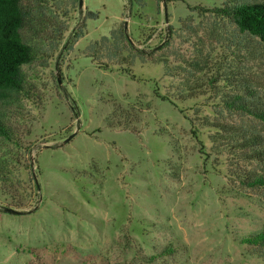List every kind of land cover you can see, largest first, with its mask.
<instances>
[{
	"label": "rangeland",
	"instance_id": "obj_1",
	"mask_svg": "<svg viewBox=\"0 0 264 264\" xmlns=\"http://www.w3.org/2000/svg\"><path fill=\"white\" fill-rule=\"evenodd\" d=\"M83 1L31 0L22 33L37 56L23 71L35 95L9 107L20 146L0 140L15 186L0 189V264H36L29 249L45 264H264L241 243L263 228L264 197L227 178L238 156L203 124L226 113L208 96L177 108L162 101L155 88L173 95L180 81L149 59L168 43L171 67L191 69L217 55L233 61L238 49L264 93V47L213 12L233 0H147L142 10ZM103 37L147 51L125 52L134 76L97 65L100 49L88 55Z\"/></svg>",
	"mask_w": 264,
	"mask_h": 264
},
{
	"label": "trees",
	"instance_id": "obj_2",
	"mask_svg": "<svg viewBox=\"0 0 264 264\" xmlns=\"http://www.w3.org/2000/svg\"><path fill=\"white\" fill-rule=\"evenodd\" d=\"M30 4L31 0H0V140L16 146H20V134L7 122L9 107L22 98H33L32 96L35 95L34 86L23 71V67L31 64L37 56L35 47L25 40L22 33L32 19L34 7H30ZM146 6L147 0H126L125 8L132 10L136 7L142 10ZM213 12L232 21L240 33L246 34L250 40L253 38L258 40L264 47V2L233 0L222 8L214 9ZM83 36L78 34L77 38ZM126 43L128 49L121 50L113 43L111 37H103L101 41L91 45L87 52L88 55L93 56L95 50L100 49L103 60L96 61L97 65L105 70H109L108 66L110 68L117 66L123 74L131 77L134 76L131 71L133 60L130 56L124 55L125 52L130 49L146 54L147 51L134 48V44L129 39ZM110 46L114 49L109 50ZM166 47L168 43L157 51L152 49L154 54L158 52L157 57L149 56V59L152 62L156 61L154 63L163 64L164 77L180 81L178 91L173 95H161L157 86L155 95L176 108L179 107V102L197 100L205 96L212 97L215 106L221 109L220 114L226 113V117H217L214 120L206 118L204 127L214 130L215 133L211 138L217 148L227 145L232 149L233 155L238 156L237 164H233L230 168L227 178L247 188L259 190L264 197V93L257 81L241 70L240 65L244 64L241 59L245 58L244 55H240L237 49L231 55L233 61L229 60V56L226 58L217 55L213 60L199 62L196 67L186 69L180 65L171 67L169 59L161 53ZM250 55L251 53L247 51L246 57ZM113 56L116 58L111 59ZM94 57L97 59V56ZM108 58L113 62L108 63ZM194 71L203 74L197 81L192 80ZM181 112L183 113L182 110ZM234 116H247L258 124L234 122L232 120ZM194 133L196 131L193 130ZM241 161L256 164V167L253 169L237 167ZM0 189H5L7 193L15 191L10 160L1 156ZM241 243L258 250L260 258L264 259V226L261 230L242 238ZM23 252L26 253L25 250ZM27 252L29 255L34 252L33 257L36 259L32 258V261L36 264H45L38 250L29 249ZM165 252L167 256L174 255V249L171 247L166 248L163 253ZM153 259L155 257L144 258L148 262ZM89 263L92 264V261Z\"/></svg>",
	"mask_w": 264,
	"mask_h": 264
},
{
	"label": "water",
	"instance_id": "obj_3",
	"mask_svg": "<svg viewBox=\"0 0 264 264\" xmlns=\"http://www.w3.org/2000/svg\"><path fill=\"white\" fill-rule=\"evenodd\" d=\"M83 3L84 1L83 0H80V8H83ZM127 26H128V23L126 22V26H125V29L127 30ZM129 41L133 43L132 39L130 37H128Z\"/></svg>",
	"mask_w": 264,
	"mask_h": 264
}]
</instances>
